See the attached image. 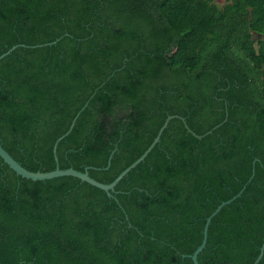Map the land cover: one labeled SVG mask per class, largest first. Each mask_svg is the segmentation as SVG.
<instances>
[{"label": "trees", "instance_id": "trees-1", "mask_svg": "<svg viewBox=\"0 0 264 264\" xmlns=\"http://www.w3.org/2000/svg\"><path fill=\"white\" fill-rule=\"evenodd\" d=\"M14 45L0 60V144L31 171L89 168L111 183L169 115L204 136L173 118L112 196L72 176L24 178L0 156V264H194L207 217L244 186L198 259L255 262L264 0H0V55Z\"/></svg>", "mask_w": 264, "mask_h": 264}, {"label": "water", "instance_id": "water-1", "mask_svg": "<svg viewBox=\"0 0 264 264\" xmlns=\"http://www.w3.org/2000/svg\"><path fill=\"white\" fill-rule=\"evenodd\" d=\"M56 42V41H55ZM54 42V43H55ZM18 46L20 45H14L13 47H11L7 52L3 53L2 55H0V60L3 59L5 56H7L8 54H10L13 50H15ZM86 107V106H85ZM85 107H83L82 110L85 109ZM82 111H79L78 114L76 115V117L73 119L69 130L62 135L61 137H59V139L56 141L55 145H54V153H55V158L56 161H58V156H57V147H58V143L59 141H61L64 137H66L74 128L77 118L78 116L81 114ZM173 118H180L183 120V122L185 123V127L188 130V132L192 133L194 136H196L199 139H202L204 135H199L196 132H194L187 124L186 122V118L180 115H169L167 117V119L165 120L164 124L162 125V127L160 128L157 136L154 138L153 142L150 144V146L146 149V151L139 156L130 166H128L126 169H124L115 179L114 181H112L111 183H105V182H101L95 178H93L90 173H89V168H86L84 171L75 169L73 167H69V168H61L59 165L56 167V169L52 170V171H48V172H43V171H31L29 169H27L26 167H24L17 159H15L11 153L5 149L3 147L2 144H0V156L3 158V160L5 161V163H7L18 175H21L24 178L27 179H32V180H49V179H53V178H57V177H62V176H72V177H76L78 179H80L83 182H87L89 184H91L92 186H95L101 190L106 191L109 196H112V193L115 191V187L116 185L132 170L134 169L137 165H139L141 162H143L146 157L148 156V154L152 151V149L156 146L157 143L160 142L161 140V136L164 132V130L168 127V124L170 122V120H172ZM227 119H225L226 121ZM221 125V124H220ZM218 125V126H220ZM218 126H216L215 128H217ZM213 131L210 130L208 131L205 135L211 134ZM115 150H113L109 156L108 159V163H107V168L110 167L111 162H112V158L114 156ZM255 172H253L251 179L254 177ZM246 187L244 186L243 189H241V191L235 195L234 197H232L229 200L223 201L216 209L215 211H213L211 213V215L209 217H207L206 219V223L204 226V230H203V239L201 244L195 249V251L189 255V257L193 260L194 264H200L199 262V254L204 250V248L207 245V241H208V232H209V226L212 222V219L214 216H216L220 210L227 204H230L233 200H235L237 197H239L242 192L244 191ZM264 255V243L261 246V250H260V254L258 255L257 259L255 260V262L253 264H258L259 261L262 259ZM186 256V255H184Z\"/></svg>", "mask_w": 264, "mask_h": 264}, {"label": "rangeland", "instance_id": "rangeland-1", "mask_svg": "<svg viewBox=\"0 0 264 264\" xmlns=\"http://www.w3.org/2000/svg\"><path fill=\"white\" fill-rule=\"evenodd\" d=\"M214 1L223 5L226 4V2H228L229 0H214Z\"/></svg>", "mask_w": 264, "mask_h": 264}]
</instances>
